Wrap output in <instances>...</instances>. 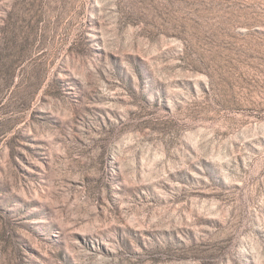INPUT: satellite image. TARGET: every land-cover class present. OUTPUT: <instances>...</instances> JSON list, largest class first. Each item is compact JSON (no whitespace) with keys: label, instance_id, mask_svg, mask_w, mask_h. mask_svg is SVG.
Masks as SVG:
<instances>
[{"label":"rangeland","instance_id":"374dc122","mask_svg":"<svg viewBox=\"0 0 264 264\" xmlns=\"http://www.w3.org/2000/svg\"><path fill=\"white\" fill-rule=\"evenodd\" d=\"M0 264H264V0H0Z\"/></svg>","mask_w":264,"mask_h":264}]
</instances>
